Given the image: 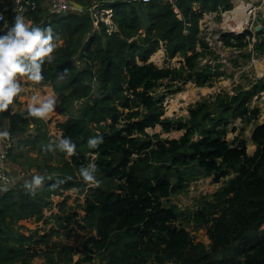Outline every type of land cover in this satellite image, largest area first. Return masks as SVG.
Instances as JSON below:
<instances>
[{
    "label": "trees",
    "instance_id": "obj_1",
    "mask_svg": "<svg viewBox=\"0 0 264 264\" xmlns=\"http://www.w3.org/2000/svg\"><path fill=\"white\" fill-rule=\"evenodd\" d=\"M103 2L112 9L117 27L111 33L102 23L92 32L85 12L48 16L39 8L34 13L36 23L43 21L39 27L50 25L63 39L53 61L43 65L42 82L59 95L84 100L79 116L62 125V138L71 137L77 147L67 170H53L56 174L45 185L53 190L35 194L22 186L13 190L18 183L0 193V264H30L36 256L32 246L38 241L15 232L13 224L25 217L23 211L29 206L34 211L40 208L45 196L75 187L70 171L88 162L97 166L100 183L90 189L83 207L96 231L87 245L100 256V264H264V121L252 129V154L246 152L243 139L231 144L225 139L230 117L244 121L257 117V108L248 104L264 89L263 82L232 96L219 95L211 103L197 102L183 122L161 118L162 97L155 93L161 80L186 78L197 85L209 81L210 73L196 71L200 58L196 48L206 47L198 36V20L219 5L230 9L228 0ZM242 36L228 33L221 40L226 46L241 47ZM233 37L234 44L229 40ZM162 43L171 56L181 54L185 63L158 68L148 62ZM76 54L80 65L74 60ZM2 117L7 120L6 130L16 135L25 132L32 120L26 118L27 111L0 113V122ZM101 122L108 130L96 132L93 125ZM156 124L165 131H185L176 139L153 141L145 129ZM97 134L104 142L91 149L87 139ZM12 147L11 143L8 151ZM196 169L215 181L231 175L201 213L202 220L211 223L208 249L193 243L186 227L178 223L176 210L165 204Z\"/></svg>",
    "mask_w": 264,
    "mask_h": 264
},
{
    "label": "rangeland",
    "instance_id": "obj_2",
    "mask_svg": "<svg viewBox=\"0 0 264 264\" xmlns=\"http://www.w3.org/2000/svg\"><path fill=\"white\" fill-rule=\"evenodd\" d=\"M82 1L91 4L96 0ZM238 2L239 7H236ZM6 3V0H0V7ZM228 3L231 5L230 9L223 10L219 5L218 10L203 12L198 20V36L206 47L202 49L197 46L196 48L200 54L196 71L210 73L209 81L204 85H197L193 79L186 78L159 81L155 93L162 97L161 118L183 122L188 117L189 109L195 107L197 102L211 103L219 95L232 96L240 90L251 89L260 81L264 84V0H228ZM41 9L46 12L44 7ZM193 9L196 10L197 5ZM237 10L248 14V21L238 31L229 28L230 15L237 13ZM35 16L33 14L29 21H32L34 26H40L43 21L36 23ZM9 25L0 26L2 28L0 35L10 28ZM115 30H117L116 25ZM244 32H248V35H243ZM228 33L235 34L237 37L243 35L244 45L241 47L226 46L221 38ZM60 38L55 42L58 46L63 44V39ZM229 40L233 44L236 41L234 37ZM77 55L74 60L76 59L77 65H80ZM148 62H152L158 68H179L185 63L181 54L176 53L171 56L165 50L164 43L150 56ZM96 76L95 72L92 76L93 80ZM21 83L23 91L9 106L10 113L26 112L27 104L34 95H52L57 100V106L45 120L32 118L25 132L18 135L10 132L13 147L6 154L5 164L11 172H23L21 178L16 179L13 187L19 184L13 190H19L20 186L25 189V181H30L34 174H39L44 176V182L36 193H41L45 189L49 192L53 188L45 187V185L48 184L52 174H56L53 170H67V166H71V157L59 150L46 153L43 147L51 141H58L62 138V125L67 119L79 116L84 99L72 100L66 94L59 95L46 82L34 84L22 78ZM248 105L250 109L257 108V117L250 121H244L241 117H230L225 139L230 144L232 141L236 143L238 139H243L246 152L252 154L255 150V145L251 141L252 129L255 124L264 121V89L254 94ZM215 111L212 106L211 114L213 115ZM108 123L110 120L106 124ZM6 124L7 120L2 117L0 127H5ZM102 124L103 122L93 125L96 132L108 130L107 126ZM184 131V129L175 128L165 131L159 124L145 129L153 141L176 139L182 136ZM195 138L196 136L193 139ZM86 156L88 159L90 155ZM89 164L91 163H84L81 166ZM80 167L75 166L70 171L73 181H77L75 187L45 196L40 208L34 211V206H29L23 211L25 217L13 224L15 232L28 236L33 235V238L38 241L37 245L32 246L36 256L30 264H100V256L93 254L87 245V240L96 236V231L83 210L90 189L99 184H86L79 175ZM230 176L215 181L214 176H206L196 169L193 176L186 179L184 186L171 193L165 200L166 205L176 210L178 223L186 227L193 243L201 244L206 249L210 244L208 227L211 223H205L201 218V213L205 206L214 202V195ZM211 218L212 213L209 215V220ZM164 264L175 263L166 262Z\"/></svg>",
    "mask_w": 264,
    "mask_h": 264
},
{
    "label": "clouds",
    "instance_id": "obj_3",
    "mask_svg": "<svg viewBox=\"0 0 264 264\" xmlns=\"http://www.w3.org/2000/svg\"><path fill=\"white\" fill-rule=\"evenodd\" d=\"M52 27L34 26L32 21H26L21 15L14 17L12 26L0 35V113L7 112L9 106L23 91L21 80L26 78L34 84L44 80L43 65L47 60L54 59L53 52L57 48L54 40H58ZM67 70L63 75H66ZM57 106V100L52 95L32 96L27 104V117L45 120ZM11 133L8 130L0 131V141L9 140ZM81 140L84 138L81 136ZM104 139L97 134L87 139V146L98 148ZM76 143L71 137H63L58 141H51L43 147L44 152L59 150L68 157L76 154ZM98 168L95 164L81 166L79 175L86 184H99L97 179ZM0 191H7L8 178L0 176ZM44 182V176L34 174L30 181H25L24 187L31 194H35Z\"/></svg>",
    "mask_w": 264,
    "mask_h": 264
},
{
    "label": "built area",
    "instance_id": "obj_4",
    "mask_svg": "<svg viewBox=\"0 0 264 264\" xmlns=\"http://www.w3.org/2000/svg\"><path fill=\"white\" fill-rule=\"evenodd\" d=\"M7 3L0 7V26L13 23L16 15H21L26 21H29L31 16L39 9L44 7L48 16H59L66 13L85 12L88 14L92 23V32L100 29L101 23L105 27L107 33L115 31V23L112 19V9L103 6V0L93 1L86 5V9L78 10L71 3L72 0H6ZM147 2L148 0H142ZM170 3H175L177 0H165ZM2 28H0L1 33ZM4 31V30H3ZM5 127H0V131L5 130ZM0 162H4L8 149L11 147V141H0ZM23 175L22 171L11 172L6 165H0V176L8 178L7 191L10 190ZM3 181H0V185ZM5 191H0L3 193Z\"/></svg>",
    "mask_w": 264,
    "mask_h": 264
},
{
    "label": "bare ground",
    "instance_id": "obj_5",
    "mask_svg": "<svg viewBox=\"0 0 264 264\" xmlns=\"http://www.w3.org/2000/svg\"><path fill=\"white\" fill-rule=\"evenodd\" d=\"M239 2L236 5H238ZM237 7H239V5ZM230 17H231V21L229 23V28L231 30H237V31L241 30L245 25V22L248 21V14L242 10L237 11V13H232Z\"/></svg>",
    "mask_w": 264,
    "mask_h": 264
},
{
    "label": "water",
    "instance_id": "obj_6",
    "mask_svg": "<svg viewBox=\"0 0 264 264\" xmlns=\"http://www.w3.org/2000/svg\"><path fill=\"white\" fill-rule=\"evenodd\" d=\"M71 3L76 7V9H78V10H84V9H86V5H82V4H80V3H78V2H75V1H71ZM258 30H259V27L257 28Z\"/></svg>",
    "mask_w": 264,
    "mask_h": 264
},
{
    "label": "crops",
    "instance_id": "obj_7",
    "mask_svg": "<svg viewBox=\"0 0 264 264\" xmlns=\"http://www.w3.org/2000/svg\"><path fill=\"white\" fill-rule=\"evenodd\" d=\"M239 5V4H238ZM238 5H235L236 7L238 6ZM238 11V10H237ZM0 151H1V145H0ZM0 165H6L7 166V164H5V160H4V162H0ZM8 169V168H7Z\"/></svg>",
    "mask_w": 264,
    "mask_h": 264
}]
</instances>
